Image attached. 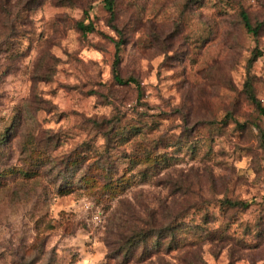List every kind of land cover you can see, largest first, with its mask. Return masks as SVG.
Here are the masks:
<instances>
[{"label": "rangeland", "instance_id": "1", "mask_svg": "<svg viewBox=\"0 0 264 264\" xmlns=\"http://www.w3.org/2000/svg\"><path fill=\"white\" fill-rule=\"evenodd\" d=\"M247 79L264 0H0V264H264Z\"/></svg>", "mask_w": 264, "mask_h": 264}, {"label": "trees", "instance_id": "2", "mask_svg": "<svg viewBox=\"0 0 264 264\" xmlns=\"http://www.w3.org/2000/svg\"><path fill=\"white\" fill-rule=\"evenodd\" d=\"M116 1L117 0H103L104 7L109 14V21L110 22H112L115 19ZM239 18H240V22L242 23L243 27L247 30V32L252 33L253 36H257L260 24L252 25V23L250 22L248 14L246 13V11L243 8H241L239 10ZM75 26H76V29L80 32L81 36H85L86 33L94 31V27H93L92 23L91 22L85 23L84 20H78L75 23ZM112 28L114 29V31L116 32V34L119 37L118 40L115 41V52H114V59L112 62V77L116 81V83H118V84H128V83L135 84L136 88L138 90V96H139V89H140L139 82L133 77L122 78L119 76V73H118V64H119L118 51H119L120 44L122 43V34H121V31L115 27V25H113ZM261 54H262V51L260 49H258V48L254 49L252 57L249 59V62H251L252 60H255ZM243 86H244V91H245V94H246L248 101L251 104H253L254 108L256 109V111L258 112L259 115L264 116V106L261 104L260 100L255 96V94L253 92V85H252L251 81L249 79H247L244 82ZM227 119H228V115H226L224 117V119H222L219 122L224 123V122H226ZM221 204L228 205V206L243 205L241 202L236 201V200H231L229 198L223 199L221 201ZM141 233H142V231H137L136 233H134V235H133L134 239L133 240L135 242L138 241L139 235Z\"/></svg>", "mask_w": 264, "mask_h": 264}, {"label": "built area", "instance_id": "3", "mask_svg": "<svg viewBox=\"0 0 264 264\" xmlns=\"http://www.w3.org/2000/svg\"><path fill=\"white\" fill-rule=\"evenodd\" d=\"M93 218L96 219V220H98V219H99V215H98V213H95V214L93 215Z\"/></svg>", "mask_w": 264, "mask_h": 264}]
</instances>
